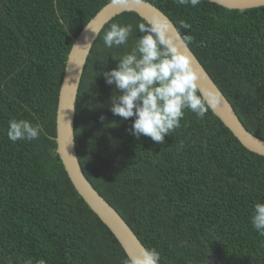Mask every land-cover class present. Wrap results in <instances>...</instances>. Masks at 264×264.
<instances>
[{
    "label": "trees",
    "instance_id": "16d2710c",
    "mask_svg": "<svg viewBox=\"0 0 264 264\" xmlns=\"http://www.w3.org/2000/svg\"><path fill=\"white\" fill-rule=\"evenodd\" d=\"M108 1L0 0V264L130 260L72 186L54 140L71 41ZM147 1L172 20L243 126L264 139V6ZM111 23L132 25L126 45L105 47ZM140 23L132 11L115 15L87 56L74 117L85 177L144 247L160 253V264H264V236L250 219L254 203L264 202L263 155L240 144L210 109L202 119L185 110L163 144L133 136L132 118L110 111L115 89L102 72L135 47ZM11 119L37 123L42 133L13 142Z\"/></svg>",
    "mask_w": 264,
    "mask_h": 264
},
{
    "label": "clouds",
    "instance_id": "9594fccd",
    "mask_svg": "<svg viewBox=\"0 0 264 264\" xmlns=\"http://www.w3.org/2000/svg\"><path fill=\"white\" fill-rule=\"evenodd\" d=\"M118 2L125 3V0ZM201 2L175 0L178 5L192 7ZM170 26L166 17L158 16L150 22L138 24L137 28L143 35L135 38V47L117 59L115 68L102 72L105 83L115 89L109 98L112 114L123 120L132 118L131 134L137 138L141 135L150 137L158 144H163L165 136L180 127L185 110L202 119L218 102L217 95L199 88L190 58L167 38ZM180 27L187 29L190 25L180 21ZM92 32L94 39L96 32ZM132 33L131 24L111 23L103 35V43L109 49L126 45ZM191 40L190 36L187 37L189 43ZM41 133V126L27 119L9 120L6 132L13 142L35 140ZM250 219L253 228L264 236V202L254 203ZM27 264H32V261ZM125 264H160V253L148 248Z\"/></svg>",
    "mask_w": 264,
    "mask_h": 264
},
{
    "label": "water",
    "instance_id": "95a60500",
    "mask_svg": "<svg viewBox=\"0 0 264 264\" xmlns=\"http://www.w3.org/2000/svg\"><path fill=\"white\" fill-rule=\"evenodd\" d=\"M211 2L226 8L239 10L264 6V0H211ZM123 11H132L146 22H150L154 16L166 17L171 25L167 32V38L172 41L180 52L190 58L192 67L198 76L199 88L218 96V102L210 107L212 113L229 129L240 144L248 150L263 156L264 139L257 137L243 126L228 99L189 46L186 45L172 20L161 9L147 0H125V3L110 0L101 6L71 41L72 45L66 58L58 93L55 116V149L76 192L109 228L125 251L126 256L131 260L142 255L146 248L115 208L98 193L85 177L77 157L74 136L77 91L87 56L90 53L93 41H95L103 26L112 17ZM91 29L96 32L94 39L95 34Z\"/></svg>",
    "mask_w": 264,
    "mask_h": 264
}]
</instances>
